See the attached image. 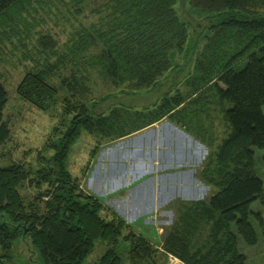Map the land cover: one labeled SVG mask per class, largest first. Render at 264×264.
<instances>
[{
  "label": "trees",
  "instance_id": "16d2710c",
  "mask_svg": "<svg viewBox=\"0 0 264 264\" xmlns=\"http://www.w3.org/2000/svg\"><path fill=\"white\" fill-rule=\"evenodd\" d=\"M23 1L0 0V23L10 7ZM175 2L113 0L109 21L100 25L99 35L95 39L89 36V43L87 36L82 38L74 53L86 68L117 87L158 86L163 74L175 68L174 53L182 52L188 41L187 26L179 18ZM188 2L211 16V32L184 79L188 91L166 93L161 103L144 113L131 106L120 105L107 112L105 108L91 109L82 101L67 103L64 111L73 110L74 115L65 131L43 146L52 153L42 157L40 166L33 168L15 160L0 165V264L10 258L9 250L17 238L29 249H38L43 264H83L98 243L103 249L90 264H121L124 257L117 249L121 240L129 242L126 264H160L163 253L136 235L121 216L103 214L100 199L80 187L81 179L68 169V153L82 129L94 137L97 146L102 139L115 141L164 116L195 130L194 122H201L198 116L207 111L203 96L210 93L222 103L229 129L214 149L208 148L200 170L199 178L213 191L187 203L178 200V215L163 248L184 264H246L237 234L248 245L256 243L250 205L257 199L264 203V185L256 174L252 149H264V0ZM96 43L100 49L93 54L90 49ZM44 74L42 69L26 73L18 93L47 111L57 100V90ZM73 80L74 85L64 78L61 86L75 93L77 80ZM6 102L7 91L0 80V147L11 132L4 117ZM131 116L137 118L135 123H130ZM199 137L208 147L212 145ZM25 182L40 188L38 200H25L20 191ZM44 196L47 198L42 199Z\"/></svg>",
  "mask_w": 264,
  "mask_h": 264
},
{
  "label": "rangeland",
  "instance_id": "374dc122",
  "mask_svg": "<svg viewBox=\"0 0 264 264\" xmlns=\"http://www.w3.org/2000/svg\"><path fill=\"white\" fill-rule=\"evenodd\" d=\"M112 1L24 0L3 14L0 23V80L7 91L4 117L11 132L10 138L0 147V165L15 160L33 168L40 166L42 157L52 153L51 149H42L43 146L57 139L74 115L73 110L64 111L67 103L82 101L91 109L105 108L107 112L112 108L120 109V105L131 106L144 113L161 103L166 93L188 91L184 79L194 67L195 56L206 41V35L211 32L208 29L210 14L191 6L188 0H176L175 9L187 26L189 36L183 51L175 52L172 57L175 68L166 71L156 87L136 89L126 84L117 87L95 70L86 68L82 58H77L74 53L82 38L87 36L89 43V36L93 35L95 39L99 35L100 25L109 21ZM99 47L100 44L92 46L91 53L96 54ZM180 67L183 68L181 71L176 70ZM37 69L45 71L46 81L57 90V100L47 111L18 93L25 74ZM74 77L77 82L73 86L75 93H72L61 86V80L68 79L74 85ZM221 104L213 93L203 96V109L207 111L198 116L201 122L195 121V130L192 131L166 116L140 130L141 134L135 132L115 141L102 139L98 146L94 137L82 129L69 150L67 166L81 179L80 187L100 199L103 214L109 212L121 216L136 235L163 253L164 256H159L160 264H183L175 254L163 248L164 238L178 215L175 198L187 196L183 198L187 203L189 199L206 198L213 191L209 183L201 180L197 182L203 183L200 188L193 187L196 179L191 173L204 164L202 160L207 156L208 148L214 149L228 133ZM131 117L130 123H135L137 118ZM156 130L160 131L159 136ZM185 131L188 134L183 133ZM199 136L212 145L208 147L202 143ZM156 144L160 146L158 152L154 148ZM252 149L255 171L264 185V149ZM155 158L160 159L162 168L157 174H147L146 177L144 174L151 170ZM169 166L174 167V172L161 173V169ZM156 167L153 166L154 172L158 170ZM137 179L143 180L134 185ZM117 187L125 189L119 191ZM39 189L25 182L20 191L26 201H36ZM172 197L175 202L169 199ZM250 209L249 220L257 241L248 245L237 234L238 246L246 256V264H264V203L260 199L254 200ZM232 227L235 230L234 225ZM102 245L96 244L83 264L94 261L101 254ZM117 249L124 257L121 264H126L129 242L121 240ZM9 254L5 264H43L39 250L29 249L20 238L13 241Z\"/></svg>",
  "mask_w": 264,
  "mask_h": 264
},
{
  "label": "crops",
  "instance_id": "0c3cea01",
  "mask_svg": "<svg viewBox=\"0 0 264 264\" xmlns=\"http://www.w3.org/2000/svg\"><path fill=\"white\" fill-rule=\"evenodd\" d=\"M164 117H166V116H164ZM161 119H163V117L160 118V119L157 120V121H160ZM154 123H156V122H153V123H151V124H149V125H152V124H154ZM149 125H147V126L141 128V129H139V130L133 131V132H131V133H129V134L123 136V137H120L119 139H121V138H125V137H127V136H129V135H131V134H133V133H135V132H139V133L141 134L140 130L147 128ZM156 133H157L158 136L160 135V131H159V130H156ZM183 133L188 134V132H186V131L183 132ZM140 134H139V135H140ZM154 148H156V151H157V152L160 150V146H159L158 144H156ZM159 160H160L159 158H155V159L152 161V162H153V165H152V167H151V170H149L148 172H146V173L144 174L145 176H146L147 174L151 176V175H153V174H157V173H158L159 169L162 168V167L160 166L161 162H160ZM202 161H204V159H203ZM202 161H200V162H202ZM153 166H154V167L157 166L156 168H157L158 170H157L156 172H154L155 169L153 170ZM201 167H202V165H200V168H199L198 170L195 169V172L197 173V175L194 174L195 172H194V173H191V175L193 174V176H194L195 179H196V181H194V184H193V187L195 186L196 188H198L199 186H201L200 184L203 185L202 182H199V184L197 183L198 180H199V181L201 180V179L199 178V176H198V174L200 173ZM163 169H165L166 171H163ZM163 169L160 170V171H162L161 173H171V172H174L173 170H175L174 167H172V166L165 167V168H163ZM146 177H147V176H146ZM139 178H140V177H139ZM93 179H94V176H93ZM141 180H143V179H137V180H135V181H134V185H136V184H137L138 182H140ZM136 181H137V182H136ZM132 184H133V183H132ZM191 184H192V183H191ZM204 184H205V183H204ZM207 186H210V185H207ZM120 187H121V186H120ZM117 188H119V187H117ZM117 188H115V189H117ZM127 188H128V187H127ZM199 188H200V187H199ZM115 189H114V190H115ZM124 189H125V188H124ZM124 189L119 188V189H117V190L122 191V190H124ZM182 192H183V191H182ZM168 195H170V194H168ZM193 196H195V195H193ZM193 196H192V198H193ZM174 197H175V196H174ZM174 197L169 198V199H170V200H171V199H174ZM184 197H187V196H183V195H182V198L178 196V197L175 198V199H176L177 201H178V200H183ZM169 199H168V200H169ZM175 199H174V202L176 201ZM189 200H195V199H189ZM183 201H185V200H183ZM138 216H139V215H137V217L134 218L133 221L136 220V219L138 218Z\"/></svg>",
  "mask_w": 264,
  "mask_h": 264
},
{
  "label": "built area",
  "instance_id": "2783aa9c",
  "mask_svg": "<svg viewBox=\"0 0 264 264\" xmlns=\"http://www.w3.org/2000/svg\"><path fill=\"white\" fill-rule=\"evenodd\" d=\"M178 261H180L181 263H183V264H184V262H183V261H181L180 259H178Z\"/></svg>",
  "mask_w": 264,
  "mask_h": 264
}]
</instances>
